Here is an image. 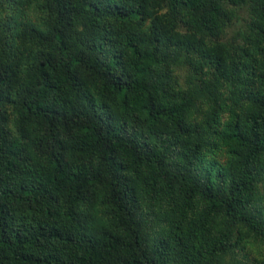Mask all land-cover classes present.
I'll return each instance as SVG.
<instances>
[{"label": "trees", "instance_id": "16d2710c", "mask_svg": "<svg viewBox=\"0 0 264 264\" xmlns=\"http://www.w3.org/2000/svg\"><path fill=\"white\" fill-rule=\"evenodd\" d=\"M0 264H264V0H0Z\"/></svg>", "mask_w": 264, "mask_h": 264}]
</instances>
